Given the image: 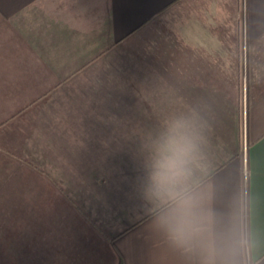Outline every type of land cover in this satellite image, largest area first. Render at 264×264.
<instances>
[{
  "label": "crops",
  "instance_id": "obj_1",
  "mask_svg": "<svg viewBox=\"0 0 264 264\" xmlns=\"http://www.w3.org/2000/svg\"><path fill=\"white\" fill-rule=\"evenodd\" d=\"M161 34L186 52L171 66L186 68L187 113L209 106L214 82L244 97V150L196 166L193 183L245 192L249 264H264V0H0V253L21 264H195L143 196L158 90L132 87L147 78L127 70Z\"/></svg>",
  "mask_w": 264,
  "mask_h": 264
},
{
  "label": "clouds",
  "instance_id": "obj_2",
  "mask_svg": "<svg viewBox=\"0 0 264 264\" xmlns=\"http://www.w3.org/2000/svg\"><path fill=\"white\" fill-rule=\"evenodd\" d=\"M202 141L194 113L168 119L144 149L143 196L160 209L155 227L195 264H249L245 192L193 183Z\"/></svg>",
  "mask_w": 264,
  "mask_h": 264
},
{
  "label": "rangeland",
  "instance_id": "obj_3",
  "mask_svg": "<svg viewBox=\"0 0 264 264\" xmlns=\"http://www.w3.org/2000/svg\"><path fill=\"white\" fill-rule=\"evenodd\" d=\"M151 38H153L151 42L144 44L140 54L137 51L132 56L131 67L127 73L146 76V84L132 85L137 87V90L144 91L145 88L146 91L158 90V127H162L174 115L187 113L189 105L187 104L186 68L171 66L172 58H177L179 64L185 65L186 52L180 44L177 45L174 42L173 36L161 34ZM228 71L230 76V70ZM213 76H215L214 72ZM155 78L158 84L152 82ZM210 89L212 94L209 106H201L196 110V114L194 113L203 136L200 159L196 166L210 161L208 167L203 166L200 169L204 171L213 169L237 151L244 150L247 143L244 132L246 123L244 97L240 96L242 99L238 102L227 99L231 93L224 84L214 82L210 85ZM199 101L202 103L203 100ZM146 102L149 110L152 101ZM230 106L232 108L229 110ZM153 116L150 114L147 118L151 119ZM10 257V250L0 253V264H21L19 259Z\"/></svg>",
  "mask_w": 264,
  "mask_h": 264
}]
</instances>
